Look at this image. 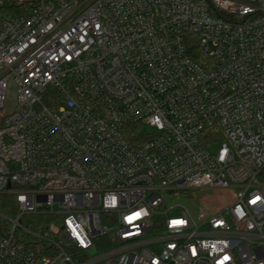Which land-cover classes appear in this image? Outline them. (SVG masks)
<instances>
[{
    "label": "built area",
    "instance_id": "obj_1",
    "mask_svg": "<svg viewBox=\"0 0 264 264\" xmlns=\"http://www.w3.org/2000/svg\"><path fill=\"white\" fill-rule=\"evenodd\" d=\"M1 1L0 264H264V0Z\"/></svg>",
    "mask_w": 264,
    "mask_h": 264
},
{
    "label": "trees",
    "instance_id": "obj_2",
    "mask_svg": "<svg viewBox=\"0 0 264 264\" xmlns=\"http://www.w3.org/2000/svg\"><path fill=\"white\" fill-rule=\"evenodd\" d=\"M28 7L26 5L9 4L0 0V20L5 17H12L26 14ZM264 177V171L262 172ZM0 212L12 216L15 212V198L10 194L0 195Z\"/></svg>",
    "mask_w": 264,
    "mask_h": 264
},
{
    "label": "rangeland",
    "instance_id": "obj_3",
    "mask_svg": "<svg viewBox=\"0 0 264 264\" xmlns=\"http://www.w3.org/2000/svg\"><path fill=\"white\" fill-rule=\"evenodd\" d=\"M15 108V96H14V90L12 87L7 92V97H6V103H5V108H4V113H8L12 111ZM164 198L166 202L169 205H183L186 207H193L194 200L190 196V194L186 192H175V193H167L163 192ZM194 208V207H193Z\"/></svg>",
    "mask_w": 264,
    "mask_h": 264
}]
</instances>
